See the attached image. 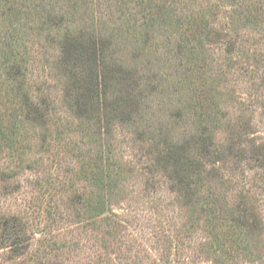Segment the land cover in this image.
Returning a JSON list of instances; mask_svg holds the SVG:
<instances>
[{"label":"rangeland","instance_id":"obj_1","mask_svg":"<svg viewBox=\"0 0 264 264\" xmlns=\"http://www.w3.org/2000/svg\"><path fill=\"white\" fill-rule=\"evenodd\" d=\"M179 1L184 20L201 11L223 30V43L207 46L206 54L207 77L226 113L214 155L225 162L191 194L154 167L153 138L161 142L160 133L203 157L200 145L191 147L198 136L188 112V51L177 46L186 36L156 34L140 66L146 97L137 110L140 127L104 128L101 121L99 131L65 99L57 46L29 32L19 49L28 62L24 85L42 107L44 126H25L22 160L0 142V264H264V32L243 21L234 26L232 0L190 1V12L188 0ZM113 2L87 0L106 25L119 21ZM4 33L0 26V42ZM142 131L146 137L139 138ZM254 144L260 156L251 153ZM99 157L122 165L113 182L94 176Z\"/></svg>","mask_w":264,"mask_h":264},{"label":"trees","instance_id":"obj_2","mask_svg":"<svg viewBox=\"0 0 264 264\" xmlns=\"http://www.w3.org/2000/svg\"><path fill=\"white\" fill-rule=\"evenodd\" d=\"M190 1L195 0H188V12ZM231 3V8L236 9L234 15L238 16L228 17L234 26L237 21H243V27L264 32V0H232ZM113 4L119 21L106 25L91 14L87 0H0V26L5 32L4 41L0 42L1 145L14 159L22 160L27 152L25 126L29 123L44 126L42 107L33 105L24 85L28 62L19 49L23 42L26 44L29 32L43 35L46 44L57 46L62 56L64 95L70 108L81 114L79 117L89 125L92 121L105 122L104 128L115 122L140 127L137 110L141 99L146 98L140 66L153 53L156 34L176 33L183 39L186 36L185 42L181 39L177 46L182 51L187 49L188 73H191L187 103L188 112L196 118L198 136L191 147L200 145L203 157H194L188 144L160 133L161 142L153 138L154 167L168 170L177 187L191 194L193 188L206 186L209 170L225 162L214 155L216 133L226 113L221 111L220 100L216 99V82L207 77L211 65L206 54L207 46L223 43L222 29L214 26L216 21L208 20L211 17L201 11L189 13L188 20H184L177 14L179 0H114ZM156 79L157 75L152 81ZM155 89L153 85L151 90ZM172 117L177 119L179 115L174 112ZM143 137H146L144 131L139 134V138ZM254 147L251 153L259 152L260 156L259 146L254 144ZM111 158L114 157L107 158V165L102 157L96 158L94 173L98 179H108L106 182L110 183L122 169Z\"/></svg>","mask_w":264,"mask_h":264}]
</instances>
